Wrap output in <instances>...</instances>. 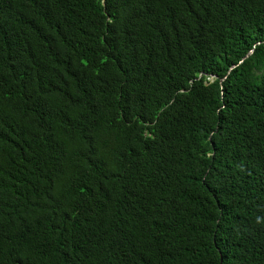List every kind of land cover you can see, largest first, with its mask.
<instances>
[{"label":"trees","instance_id":"1","mask_svg":"<svg viewBox=\"0 0 264 264\" xmlns=\"http://www.w3.org/2000/svg\"><path fill=\"white\" fill-rule=\"evenodd\" d=\"M0 264H264V0H0Z\"/></svg>","mask_w":264,"mask_h":264},{"label":"water","instance_id":"2","mask_svg":"<svg viewBox=\"0 0 264 264\" xmlns=\"http://www.w3.org/2000/svg\"><path fill=\"white\" fill-rule=\"evenodd\" d=\"M252 53V50H250L245 57H247L248 55H250ZM224 78H222L221 80H223Z\"/></svg>","mask_w":264,"mask_h":264}]
</instances>
